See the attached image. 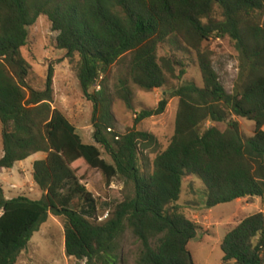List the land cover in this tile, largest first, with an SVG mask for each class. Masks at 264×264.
Wrapping results in <instances>:
<instances>
[{"label": "trees", "instance_id": "obj_1", "mask_svg": "<svg viewBox=\"0 0 264 264\" xmlns=\"http://www.w3.org/2000/svg\"><path fill=\"white\" fill-rule=\"evenodd\" d=\"M40 17L57 34L56 49L70 60L79 58L76 76L93 104L97 146L84 143L76 126L53 107L52 68L44 91L28 88L31 69L20 51ZM216 39H229L241 56V85L232 94L221 84L207 46ZM164 46L196 54L203 86L174 88L175 132L146 173L143 151L157 140L136 127L162 116L168 101L141 111L134 128L119 133L105 77L131 55L115 95L134 114L132 85L153 92L186 75L177 53L159 56ZM249 115L255 130L245 139L232 118ZM0 123L1 170L45 156L32 167L41 200H8L0 184V264H16L50 215L63 220L66 256L77 261L124 264L121 241L130 232L140 245L135 264H195L188 244L201 227L179 205L185 178L204 182L208 209L264 200V0H0ZM89 171L101 174L106 187L116 178L129 187L101 222L97 200L83 184ZM221 251L222 264H264V214L229 229Z\"/></svg>", "mask_w": 264, "mask_h": 264}, {"label": "rangeland", "instance_id": "obj_2", "mask_svg": "<svg viewBox=\"0 0 264 264\" xmlns=\"http://www.w3.org/2000/svg\"><path fill=\"white\" fill-rule=\"evenodd\" d=\"M59 1L70 2L71 0ZM56 37L57 34L51 31V25L46 17H40L35 25L29 28L28 43L20 51L21 56L31 69L27 79L28 88L44 91L49 68H52L53 107L63 112L76 126L84 143L97 146L93 139V104L83 97L76 76L79 58L70 60L65 51L57 50ZM207 46L212 53L213 66L221 84L229 94L234 93L236 86L241 85L240 53L229 39L212 40ZM175 53L187 67L186 75L179 80L169 79L165 88L153 92L142 91L132 85L134 114L115 95L118 81L127 77L131 55H125L105 77V85L113 102L112 114L119 133L131 131L134 128L135 115L141 111L156 109L163 99L168 101L166 111L162 116L145 120L136 127L139 131L154 135L157 140L156 146L148 151H143L142 163L146 173L152 172V164L156 155L166 149L175 132L179 100L172 96L174 88L187 84L203 86L196 54L185 51L178 52L170 46H164L160 49L159 56H173ZM251 118H232V121L239 124L240 132L245 139H250L254 134L255 124ZM226 127V124L220 126L222 129ZM1 131L0 123V158L3 154ZM102 154L108 163H112L110 156L103 149ZM42 158V154H35L27 160L15 164L11 171L2 172L0 169V184L8 200L18 197H26L33 201L42 199L43 193L34 183L32 176L33 162ZM82 173L84 170L81 175ZM84 178L83 184L97 200V216L100 222L101 219H106L116 205L123 201L129 187L120 178H116L111 187H106L101 174L94 171L86 172ZM204 190L205 184L198 177L184 179L179 205L184 214L201 227L197 238L189 242L188 249L195 264H222L221 244L226 232L248 216L260 212L264 214V200L245 199L208 209L204 206L206 199ZM64 240L63 220L50 215L47 222L33 234L27 249L19 255L16 264H86L85 261H77L66 256ZM121 243L124 264H135L139 243L130 232L125 234Z\"/></svg>", "mask_w": 264, "mask_h": 264}, {"label": "crops", "instance_id": "obj_3", "mask_svg": "<svg viewBox=\"0 0 264 264\" xmlns=\"http://www.w3.org/2000/svg\"><path fill=\"white\" fill-rule=\"evenodd\" d=\"M3 155V154H2ZM43 155V158L42 159H40V160H43L44 158H45V156H44V154H42ZM38 161V160H37ZM34 162H36V161H34ZM34 162H33V164H34ZM21 163V162H20ZM33 164H32V167H33ZM2 172H7L6 170H2Z\"/></svg>", "mask_w": 264, "mask_h": 264}, {"label": "built area", "instance_id": "obj_4", "mask_svg": "<svg viewBox=\"0 0 264 264\" xmlns=\"http://www.w3.org/2000/svg\"><path fill=\"white\" fill-rule=\"evenodd\" d=\"M97 89L99 90L100 89V86H98ZM109 131H111V130H109Z\"/></svg>", "mask_w": 264, "mask_h": 264}, {"label": "clouds", "instance_id": "obj_5", "mask_svg": "<svg viewBox=\"0 0 264 264\" xmlns=\"http://www.w3.org/2000/svg\"><path fill=\"white\" fill-rule=\"evenodd\" d=\"M97 90H98V89H97ZM99 90H100V89H99ZM106 218H107V217H106ZM103 220H105V219H101L100 222L103 221Z\"/></svg>", "mask_w": 264, "mask_h": 264}, {"label": "water", "instance_id": "obj_6", "mask_svg": "<svg viewBox=\"0 0 264 264\" xmlns=\"http://www.w3.org/2000/svg\"><path fill=\"white\" fill-rule=\"evenodd\" d=\"M248 117H250V118H251L252 116H251V115H249Z\"/></svg>", "mask_w": 264, "mask_h": 264}]
</instances>
